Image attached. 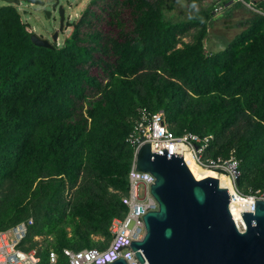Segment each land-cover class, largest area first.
<instances>
[{
	"label": "trees",
	"instance_id": "obj_1",
	"mask_svg": "<svg viewBox=\"0 0 264 264\" xmlns=\"http://www.w3.org/2000/svg\"><path fill=\"white\" fill-rule=\"evenodd\" d=\"M168 1L92 0L53 49L0 6V230L33 218L23 249L42 245L43 264L51 250L68 264L65 249L110 244L143 111H163L178 136L213 135L207 156L234 151L239 190L264 191V0L216 54L205 49L216 5L187 0L189 21L172 23Z\"/></svg>",
	"mask_w": 264,
	"mask_h": 264
},
{
	"label": "water",
	"instance_id": "obj_2",
	"mask_svg": "<svg viewBox=\"0 0 264 264\" xmlns=\"http://www.w3.org/2000/svg\"><path fill=\"white\" fill-rule=\"evenodd\" d=\"M45 6L39 0H24ZM59 6L62 27L66 10ZM20 5L21 0H5ZM49 17L51 16L48 13ZM59 33L54 35V42ZM35 46L53 49L50 40L33 34ZM164 155L153 151L152 143L138 154L137 171L151 173L156 182L152 195L159 210L144 216L146 234L131 247L141 264H264V201L256 200L255 213H242L246 230L241 232L232 215L229 190L219 179L197 180L187 166L184 155ZM225 174L223 170L217 171ZM240 177L237 185L240 186ZM112 264H127L121 258Z\"/></svg>",
	"mask_w": 264,
	"mask_h": 264
},
{
	"label": "built area",
	"instance_id": "obj_3",
	"mask_svg": "<svg viewBox=\"0 0 264 264\" xmlns=\"http://www.w3.org/2000/svg\"><path fill=\"white\" fill-rule=\"evenodd\" d=\"M205 4L216 5L215 14L226 11L229 4H243L253 9L251 3L245 0H202ZM261 13V12H259ZM68 21H72L70 17ZM73 22V21H72ZM214 141L213 135L201 137L193 133L176 135L169 127L165 113L158 112L151 114L143 111L140 119L135 123L132 133L127 142L134 148V160L129 172V190L122 196V203L128 207L129 212L124 218H115L111 224L110 231L112 240L105 249H85L73 251L65 249L64 256L68 264H112L123 258L127 264H141L132 249V242L142 241L146 234L144 216L149 212L159 210V203L152 195L151 188L156 178L153 174L137 171V161L140 149L152 143L153 151L164 155L167 149L168 155H184L192 158L199 166L214 171L223 170L231 179L229 190L232 202L230 209L238 229L241 232L246 230L242 213H255L256 200L264 201V191L257 190L245 194L239 190L237 179L240 177V162L234 151L229 158H212L207 152ZM218 173V172H217ZM220 174V173H219ZM34 225V219L19 222L7 230H0V264H43L39 254L40 245L37 248L25 251V245L30 228ZM41 240V238H36ZM46 264H60L59 255L51 250Z\"/></svg>",
	"mask_w": 264,
	"mask_h": 264
},
{
	"label": "rangeland",
	"instance_id": "obj_4",
	"mask_svg": "<svg viewBox=\"0 0 264 264\" xmlns=\"http://www.w3.org/2000/svg\"><path fill=\"white\" fill-rule=\"evenodd\" d=\"M39 1L45 2L49 10L54 3V0ZM91 1L92 0H61V4L66 10L67 23L74 25V23L78 22L84 14V11L87 7H89ZM259 1L261 0H252L251 2H248L252 4L253 9L241 4L243 7L237 8L239 9V12H232L231 10L230 12L227 11L219 13L217 18L214 19L205 41L206 53L216 54L223 51L231 43L232 40L230 39H233L235 34L240 29L234 25L237 23V20L239 21V19L244 18V16L247 17L251 14L261 12L258 8ZM21 2L22 3L20 5H16V7L22 15L24 22L29 25L35 34L42 38L49 39L53 43L54 40H51V34L53 30L55 28L58 29L60 25L58 13H53V17H49L48 13H44V8L42 6L31 5L24 0H21ZM186 4L187 0H169L167 8L164 11L165 20L172 23H183L189 21V12ZM1 5H7L5 0H0V6ZM233 15L236 17V22H233V20L229 21V19H232ZM70 17L73 22L68 21ZM72 31L73 27H66L64 31L61 32L57 42L53 44H57V46L61 47L64 44V41L71 36ZM185 40L186 42H190L192 41V37L186 38Z\"/></svg>",
	"mask_w": 264,
	"mask_h": 264
},
{
	"label": "bare ground",
	"instance_id": "obj_5",
	"mask_svg": "<svg viewBox=\"0 0 264 264\" xmlns=\"http://www.w3.org/2000/svg\"><path fill=\"white\" fill-rule=\"evenodd\" d=\"M186 164L197 180H203L208 177H213L219 179L222 187L224 188L231 187V179L228 175L219 174L212 169L202 168L190 157H187Z\"/></svg>",
	"mask_w": 264,
	"mask_h": 264
},
{
	"label": "flooded vegetation",
	"instance_id": "obj_6",
	"mask_svg": "<svg viewBox=\"0 0 264 264\" xmlns=\"http://www.w3.org/2000/svg\"><path fill=\"white\" fill-rule=\"evenodd\" d=\"M56 2L54 1V3L52 4V7L51 9L49 10L47 5L45 6H42L44 8V13H50V17H53V13H58L59 15V18H60V25H59V28L58 29H54L52 34H51V40H53L54 38V35L58 32L59 35H58V38L60 37V34L62 31H64V29L66 28V24H67V18H66V13H65V21H64V27H62V20H61V17H60V13H59V6L56 7ZM49 11V12H48ZM49 40V39H48ZM51 42V41H50Z\"/></svg>",
	"mask_w": 264,
	"mask_h": 264
},
{
	"label": "crops",
	"instance_id": "obj_7",
	"mask_svg": "<svg viewBox=\"0 0 264 264\" xmlns=\"http://www.w3.org/2000/svg\"><path fill=\"white\" fill-rule=\"evenodd\" d=\"M236 5L237 4H229V7L226 9V11H224V12H227V11H231L232 10V12H239V9H237V8H239V7H236ZM234 9V10H233ZM246 11H248V10H246ZM217 16H218V14L215 16V18H217ZM252 16H253V14H251L250 16H247V17H245L244 16V18H238L239 19V21L237 20V23L236 24H234V25H236L235 27H238L239 26V24L241 23V22H245V21H247V20H249L250 18H252ZM233 20V22H236V17H235V15H233L232 16V19H229V21H232ZM237 24H238V26H237ZM238 28H240L239 29V31L235 34V36H234V38L233 39H230V40H234L235 39V37H237L238 35H240L241 33H243L245 30H246V27H238ZM40 241V240H39Z\"/></svg>",
	"mask_w": 264,
	"mask_h": 264
}]
</instances>
